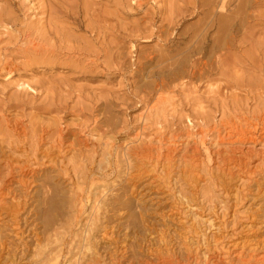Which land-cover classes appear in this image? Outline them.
<instances>
[{
	"label": "rangeland",
	"instance_id": "1",
	"mask_svg": "<svg viewBox=\"0 0 264 264\" xmlns=\"http://www.w3.org/2000/svg\"><path fill=\"white\" fill-rule=\"evenodd\" d=\"M207 1L0 0V192L54 219L0 264H264V0Z\"/></svg>",
	"mask_w": 264,
	"mask_h": 264
},
{
	"label": "bare ground",
	"instance_id": "2",
	"mask_svg": "<svg viewBox=\"0 0 264 264\" xmlns=\"http://www.w3.org/2000/svg\"><path fill=\"white\" fill-rule=\"evenodd\" d=\"M207 2H213V1H210L208 0ZM195 3H197L198 5L200 6H206V3H205V0H195ZM215 4V3H214ZM199 7V6H197ZM197 9V8H196ZM199 12H202V11H199ZM231 17H232V14H231ZM231 23V27L233 26V19H231L230 21ZM203 49V48H202ZM205 53V52H204ZM200 76L203 75V74H199ZM230 129L232 131H237L239 132V138H238V141L239 142V145H245L246 143H253V139L252 137H247V136H250L247 134V132L245 130H242V129H237V127L235 126V124L233 123H230ZM230 130V131H231ZM197 136H198V144L202 147V149L204 148V150L206 151L207 153V150H206V146H205V135H202V133H196ZM194 136V135H193ZM196 136V135H195ZM234 142H232L231 145H233ZM197 144V143H196ZM235 144V143H234ZM238 145V146H239ZM239 148V147H237ZM241 148V147H240ZM193 151L197 152V148L196 147H192ZM208 149V148H207ZM238 152L236 151H232V153L228 154L226 157H223V158H226V168H228L230 165H234V166H231L230 168H228L229 170H232V168H234L236 165L238 166H243L244 164V160L247 158L248 156V153L247 152H243L242 149L239 150L237 149ZM139 151V154L142 153L144 156L142 157L143 160L145 159H151L152 157H150V152H151V149L150 147H141L138 149ZM194 152V153H195ZM193 153V152H192ZM191 154V153H190ZM196 154V153H195ZM194 155H190L191 158H194L196 157ZM209 154V153H208ZM207 154V156H208ZM140 156V155H139ZM206 156V155H205ZM210 159V158H209ZM208 159V160H209ZM193 161V159H191ZM198 160V159H197ZM195 161V160H194ZM195 165V164H194ZM188 166V165H187ZM236 166V167H237ZM24 173V172H23ZM28 173V172H27ZM30 173V172H29ZM20 177H18L19 180L17 183H20L22 185H24V192L20 193V194H15L14 190H12V192H9L10 193V197H9V201L5 202L6 200L3 199L2 197V192H0V210H4L7 214V217L8 220L10 221L9 223H11L10 225H14L16 228L15 230V233L14 235L15 236H18L19 234H21L18 230L20 229V226L21 223L25 224L27 223L28 224V219L31 218V216H33L32 220L30 221V223L28 225H30L31 223H34V227L35 225H45L46 222H53V217L52 216H49L47 215V211L45 210L44 208V199L42 197V188L40 187V190H38L40 193L38 194L37 192H35L37 198L36 200H34L36 205L31 209V210H28V208L30 206H32L34 203L31 202V198H32V193H31V189H30V184L32 183V180L30 178H27V174H24V175H19ZM29 176V175H28ZM9 186V185H8ZM10 188V187H9ZM12 189V188H11ZM42 189V190H41ZM14 192V193H13ZM8 193V194H9ZM7 194V193H6ZM5 200V201H4ZM48 200V199H47ZM51 203L53 208L55 206L54 203H52V201H48V203ZM58 205V204H57ZM59 207V206H58ZM48 208V207H47ZM28 210V211H27ZM58 210H56V213H57ZM27 212L26 216L22 217L23 214ZM30 213V214H29ZM29 214V215H28ZM28 216V217H27ZM22 224V225H23ZM19 226V227H18ZM22 232V231H21ZM37 233V232H36ZM22 235V234H21ZM20 237V236H19ZM38 243V242H37ZM3 246V245H1ZM39 246V245H38ZM5 249L7 248L6 246H4ZM3 248V247H1ZM1 248H0V259H5L6 257L2 256L1 255ZM3 251V250H2ZM5 251V250H4ZM38 251V250H37ZM7 252V251H6ZM170 254V253H169ZM7 255V254H6ZM167 256L166 259H161V257H157L159 258L158 260H161L162 262L160 264H166V262L169 264L172 260V257L168 254H165ZM171 257V258H170ZM248 259H241V264H258L260 263V260H256L255 256L253 255H247ZM169 258V259H168ZM262 261V260H261ZM52 262V263H50ZM49 263L50 264H57V256H54L52 257V261H50ZM48 263V264H49ZM145 264V263H144ZM146 264H149L148 262H146ZM261 264V263H260Z\"/></svg>",
	"mask_w": 264,
	"mask_h": 264
}]
</instances>
